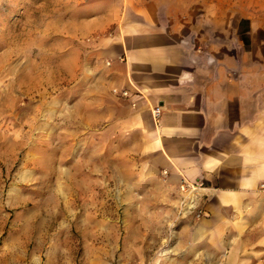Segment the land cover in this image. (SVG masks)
Listing matches in <instances>:
<instances>
[{"label":"rangeland","instance_id":"obj_1","mask_svg":"<svg viewBox=\"0 0 264 264\" xmlns=\"http://www.w3.org/2000/svg\"><path fill=\"white\" fill-rule=\"evenodd\" d=\"M90 1L0 0V264H264L194 236L205 213H183L146 135L111 117ZM240 7L214 5L215 45L255 54L264 3Z\"/></svg>","mask_w":264,"mask_h":264},{"label":"crops","instance_id":"obj_2","mask_svg":"<svg viewBox=\"0 0 264 264\" xmlns=\"http://www.w3.org/2000/svg\"><path fill=\"white\" fill-rule=\"evenodd\" d=\"M90 3L102 14L95 31L105 34L95 56L111 117L146 135L154 169L168 170L167 191H179L183 176L205 181L209 196L205 215L191 217L194 236L232 253H264V47L255 54L226 40L216 47L214 21L215 4H239V18L247 20L257 17L247 6L264 0ZM222 29L217 35L229 27ZM200 41L206 47H196Z\"/></svg>","mask_w":264,"mask_h":264},{"label":"built area","instance_id":"obj_3","mask_svg":"<svg viewBox=\"0 0 264 264\" xmlns=\"http://www.w3.org/2000/svg\"><path fill=\"white\" fill-rule=\"evenodd\" d=\"M115 93H121L123 96L129 97L131 92L127 89L119 90L114 89ZM153 113L156 119H159L162 113L161 106L156 105L153 108ZM164 173L168 175V170H164ZM179 189L181 192V209L184 214H193L198 217L203 216L206 211V200L208 193L206 192L207 185L203 179H190L183 176Z\"/></svg>","mask_w":264,"mask_h":264}]
</instances>
